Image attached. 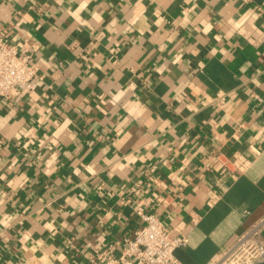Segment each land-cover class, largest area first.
Returning <instances> with one entry per match:
<instances>
[{
	"label": "crops",
	"instance_id": "0c3cea01",
	"mask_svg": "<svg viewBox=\"0 0 264 264\" xmlns=\"http://www.w3.org/2000/svg\"><path fill=\"white\" fill-rule=\"evenodd\" d=\"M261 5L0 0L41 76L0 98V264L117 257L138 206L186 236L179 264H210L264 219Z\"/></svg>",
	"mask_w": 264,
	"mask_h": 264
},
{
	"label": "built area",
	"instance_id": "2783aa9c",
	"mask_svg": "<svg viewBox=\"0 0 264 264\" xmlns=\"http://www.w3.org/2000/svg\"><path fill=\"white\" fill-rule=\"evenodd\" d=\"M264 11V5L257 9ZM11 31L0 29V98L12 101L22 92L32 89L35 82L41 80L33 58V47L27 42L16 44L10 40ZM264 109V97L256 96ZM236 170L242 171L247 164L243 158L234 161ZM221 153H209L203 169L219 172L226 165ZM133 213L142 221L131 237L125 238L117 257L105 253H93L88 257L91 264L104 260L103 264H179L174 250L187 245L184 235H176L166 229L158 216L144 211L142 207L133 209ZM264 219L246 230L226 249L219 258L210 264H257L264 262V239L261 229Z\"/></svg>",
	"mask_w": 264,
	"mask_h": 264
}]
</instances>
